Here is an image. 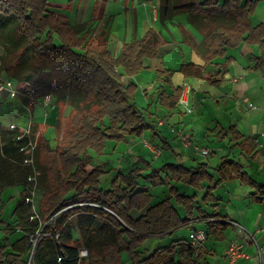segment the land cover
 I'll return each instance as SVG.
<instances>
[{
  "label": "trees",
  "instance_id": "trees-1",
  "mask_svg": "<svg viewBox=\"0 0 264 264\" xmlns=\"http://www.w3.org/2000/svg\"><path fill=\"white\" fill-rule=\"evenodd\" d=\"M256 5L257 0H159V16L164 22L187 13L202 40L195 42L182 29L183 40L205 62L246 42L258 45L260 66L264 24L250 22ZM91 28L89 22L75 24L65 13L51 9L49 0H0V87L4 73L21 84L17 95L28 108L45 96L68 108L56 119L55 144L40 132L32 157L28 144L36 139L38 125L31 123L28 135L20 127L0 125V194L8 187L21 188L14 221L2 229L0 264H201L204 249L188 241L175 240L149 254L141 250L148 238H165L186 225L194 210L200 211L195 196L180 193L174 182L205 188L204 202L212 201V191L229 180L249 185L254 189L252 201L259 202L264 199V183L251 178L241 157L225 155L215 168L165 163L146 175L142 167L119 171L103 187L101 177L110 169L106 162L89 168L92 152L101 156L107 141L127 142L154 128L134 101L137 84L124 83L122 77L137 75L145 68L143 60L157 59L158 48L167 41L149 28L142 37L124 43L115 56L109 48L107 20L93 36ZM232 60L227 57L218 65L208 82L219 84ZM203 70V65L186 60L176 70L156 68V78L171 88L167 94L158 86L156 101L173 110L183 87L171 83L172 74L202 78ZM224 135L229 137V149L239 148L254 157V146L234 125ZM141 177L153 185L167 184V195L152 203L150 190L138 187ZM32 189L41 194L38 217H33L28 199ZM177 205L185 217L179 216ZM133 210L141 213L133 217ZM207 224L206 234L216 237L227 225L217 220ZM40 227L46 235L33 247L31 237ZM16 231L20 234L11 240ZM81 249L87 250L85 257H79Z\"/></svg>",
  "mask_w": 264,
  "mask_h": 264
},
{
  "label": "crops",
  "instance_id": "crops-1",
  "mask_svg": "<svg viewBox=\"0 0 264 264\" xmlns=\"http://www.w3.org/2000/svg\"><path fill=\"white\" fill-rule=\"evenodd\" d=\"M49 6L53 10L65 13L75 24L89 22L93 28L92 36L107 20L109 48L115 56L120 53L124 43L142 37L149 28L155 29L167 41L158 48L157 59L152 61L144 59L145 68L137 75L122 77L124 83L132 80L137 84L134 101L144 106V117L152 121L154 128L150 133L144 131L141 134L144 138L143 142H140V136L130 137L127 142L116 143L109 140L112 141V144L107 155L120 156L118 169L119 167L126 169L117 172H127L136 167H142L145 171L144 167H146L149 173L153 168H158L165 163H174L170 160L157 167L153 166L154 160L159 159L165 152L168 154V156L166 155L168 159L186 160L190 163L189 166L193 167L199 163H205L210 168H215L221 158L228 155L230 158L241 157L248 164L247 170L251 178L258 183H264V143L260 137V133L264 129V64L256 65V57L260 55L258 45L241 42L236 47L227 48L224 56H218L205 62L183 40L182 29L186 30L195 42L199 43L202 40V35L189 23L187 13L176 14L171 20L163 22L159 16V0H49ZM250 22L253 26L264 24V0H257L254 12L250 16ZM227 57H231L233 60L227 67L224 79L219 84H210L207 77L213 74L217 66L224 63ZM183 60L192 61L204 67L202 78H184L178 72H174L171 76V83L174 86L183 87L181 97H187L191 112H187L180 101L173 110H168L156 101L158 86H162L167 94L171 93V88L167 82L156 78L155 69L176 70ZM138 77H141L142 80L146 79L148 84L141 85L137 80ZM8 98L9 96L5 97V100ZM49 104L44 109L45 107L41 105V99H39L32 108V112L30 111L32 113L31 120L23 126L27 127L31 123H36L39 132L44 133L46 124L54 125L59 112L62 110L64 114L67 106H59L60 104H57L50 96ZM21 105L22 108L29 110L24 104L21 103ZM35 112L36 118L33 114ZM45 112L46 116L42 114ZM10 124L24 128L14 122ZM229 125H234L242 134V139H247L254 146L252 152L255 153L254 157L241 152L239 148L229 149V137L224 135V130ZM182 136H187L188 144L184 142ZM144 140L149 143V146L144 143ZM212 141L217 145V152L212 146ZM201 142L205 143L204 146L212 149V153L207 155L211 160L204 161L200 158L204 155L195 152L194 146ZM153 145H159L161 149L157 156L153 151ZM147 155L154 160L148 161ZM104 162L107 163L108 168L112 164L109 158L100 161L99 164ZM132 162H134V168H130ZM114 167L109 169L113 170ZM112 178H101L103 187L107 188ZM219 187L222 189L218 190ZM20 189L19 186L8 187L0 194V205L2 203L4 205L3 209H0V240L3 236L2 229L6 224L14 221L12 215L14 207L7 211L4 200L10 195L15 197ZM193 189L195 191L190 195L195 196L194 202L196 206L200 207V211L194 210L192 218L182 226L187 233L174 238L173 235L178 228L165 238H160L162 242H151L145 250L151 249V244H156V248L175 240H179L181 243L190 242L192 230L201 229L205 233L208 231L207 220L227 223L226 220L232 219L253 231L258 245V247L253 243L244 245L242 250L248 257L239 256L233 264H264V199L259 202L252 201L250 194L254 189L238 180H229L220 184L212 191L213 200L208 202L202 200L206 192L205 188L196 189L193 187ZM202 192H204L203 195ZM165 193L158 192L157 201L164 198ZM219 196H221L220 199ZM218 200L223 202L221 210L215 207ZM209 206H213V209L211 210ZM175 208L180 217H185L183 208V216L176 206ZM140 213L133 210L131 215L137 217ZM19 234L20 232L16 231L9 238L13 240ZM206 235L207 237L201 245L204 249V254L200 259L201 264H228L226 249L229 243L231 241L242 242L229 223L220 232V237ZM122 258L127 260V258L124 259L123 254Z\"/></svg>",
  "mask_w": 264,
  "mask_h": 264
},
{
  "label": "rangeland",
  "instance_id": "rangeland-1",
  "mask_svg": "<svg viewBox=\"0 0 264 264\" xmlns=\"http://www.w3.org/2000/svg\"><path fill=\"white\" fill-rule=\"evenodd\" d=\"M91 29L93 30V28H91ZM92 33L93 32H91L90 36H92ZM152 76L154 78V75H152ZM1 77H2L3 82H4L5 85L8 82H10L12 84L11 86L14 89H17V90L21 86L20 83L16 82L15 80L11 79L10 77L6 76L4 73H1ZM137 80L143 86H146V84H148V81L146 79L142 80L141 77H138ZM2 91H0L1 92L0 93V124L3 125V126H9V125H12V124H10L11 122H14L15 124H20L22 127H24L23 125H25V124L27 125V122H29L31 120V118H32V113H31L32 109L29 108V110H27L25 108H22L21 100H20V98L18 97L17 94L13 95V94H11L9 91H7L5 89H3ZM7 96H9V98L7 100H5V97H7ZM41 103H42V100H41ZM136 104H137L138 108H140L142 110V112L145 114L144 106L140 105L138 103H136ZM46 108L47 107H45L44 109H46ZM65 109H66L65 110V113H66L67 112V108H65ZM46 112L48 113V110ZM46 112L42 113V114L45 115ZM33 114H34V118H36V112L33 113ZM145 131L147 133H150L151 129H147ZM39 135H40V132L38 130L36 137L38 138ZM44 136L49 141L50 145H54L55 144V142H56L55 141V124L54 125L53 124L50 125L49 123L46 124L45 129H44ZM136 137H139V136H136ZM37 138H36V141H37ZM142 139H144V138H143V136L140 135V142H143ZM111 142L112 141H107L106 142V150H105V153L103 155L97 156V155H95L92 152V156L93 157L91 159L90 165L88 166L90 168L91 166L99 164L100 161H103V160H106V158H109L111 163H112V164H110V167H114V166L115 167L113 168V170H110V172L104 174L101 177L102 179H104L106 177L112 178L114 173L117 172L118 170H121V171L126 170V169H124V167H119V169H118V160H119L120 156H117L115 154L107 155L109 150H110V148H111V144H112ZM211 143H212V146L215 148V151H216L217 145H215V143L213 141ZM196 145L201 147V146H204L205 143L201 142V143H198ZM153 148L154 149H160L159 145H153ZM160 151H161V149H160ZM195 152H197V151H195ZM165 153L162 154L159 159H155L154 160L151 156H148V155H147V158L146 157L145 158L148 159V161H153L154 160V162H153L154 165L153 166H155V167L159 166L161 163H164V162H167V161H170V160H172L170 162L183 164L185 166H189L190 165V163L188 161H186V160L182 161L179 158L168 159L167 158L168 154H167V152H165ZM128 158H129V156H128ZM200 158L203 159L204 161L211 160L210 156H203V157L200 156ZM131 164L132 165H131L130 168H134V162H132ZM144 170L145 171H142L143 172L142 174L146 175L148 173V170H147L146 167H144ZM138 182H139V186H138L139 188H149L150 189V191L153 194V197L151 199L152 203L157 201L158 198L156 197V195H157L158 192H160V193L161 192H166L165 195L167 194L168 186L166 184L153 185L147 179H145L143 177H141ZM174 184H175V186L177 187V189H178V191L180 193H184L186 195H190V194L193 193V191H195L193 189V187H191L189 185H186V184H184L182 182H174ZM221 189H222V187H219L218 190H221ZM190 191H192V192L190 193ZM13 194H16V193H13ZM203 194H204V192H202V195ZM12 196L13 195H10L4 200L5 204L7 205V211L9 209H11L12 207H14V205L16 204V200L18 199L19 193H17L15 195V197H12ZM40 198H41V194L39 192H37L36 193V200H35L36 205H39ZM220 198H221V196H219V199ZM222 203H223L222 201L218 200V204L215 207L218 208L219 210H221L222 209V205H223ZM176 207H177L179 213L183 216L184 215L183 209H182L183 207H181V206H176ZM209 208L212 210L213 206H209ZM186 233H187V231L185 230V228L181 227L177 231H175L173 237L176 238L180 234H186ZM151 242H162V239L160 240L159 238H155V237L154 238H148L147 240H145L144 244L142 245L141 250H145L146 246L148 244H150ZM155 246H156V244H151V249L148 248L147 249L148 251L146 250L145 254H149L151 251H153L155 249ZM123 257H124V259H126L127 258V253L124 252L123 253Z\"/></svg>",
  "mask_w": 264,
  "mask_h": 264
},
{
  "label": "built area",
  "instance_id": "built-area-1",
  "mask_svg": "<svg viewBox=\"0 0 264 264\" xmlns=\"http://www.w3.org/2000/svg\"><path fill=\"white\" fill-rule=\"evenodd\" d=\"M11 85L12 84L10 82H8L6 85L5 84L2 85L0 87V89H5V90L9 91L13 95L17 94V89H14ZM186 92H187V90H186ZM179 101L183 105V107L185 108V110L187 112H191L192 109H191V107L188 104L187 97L182 96V97H180ZM41 104H42L43 107L49 106V96H45L42 99V103ZM11 127H16V126L15 125H11ZM22 129H23V134H27L28 135L30 133V125H28L27 127L22 128ZM260 137H261L262 143H264V129H262V131L260 133ZM182 139L184 140V142L186 144L189 143V139L187 138V136H182ZM144 143L149 146V143L147 141L144 140ZM28 145H29L30 154H31V157H32V153H33V151L35 149V145H36V139L33 142H29ZM194 148H195V151L199 152L200 154H202L204 156L210 155L212 153V149L207 147V146L199 147V146L195 145ZM153 151L155 153V156L160 154V149H154L153 148ZM31 160L32 159L30 158L28 161H31ZM36 193H37L36 189H32L31 193H30V196L28 197L29 201L32 204V210H33V213H34L33 217H38V205H36V203H35ZM225 222L229 223L233 227V229L236 232V235L239 236L241 238V240H242V242L231 241L229 243L227 249H226V256H227V259H228V264H233L239 256L248 257V255H246L243 252V250H242L244 245H248L249 243H253L257 247H258V245H257V242H256V239H255L253 231L249 230L247 227H245L244 225H242L240 222H238L236 220L230 219V220H226ZM41 235H46V233L42 232V227L37 229L35 231V235L31 237V241H32L33 247L36 245V242H37L38 238ZM53 235L55 237H57L58 233H55ZM205 239H206V233H205L204 230L194 229V230H192L191 240H190L189 243L191 245H193V246H201L203 244V242L205 241ZM86 255H87V250L86 249H81L80 252H79V257H85ZM259 257H260V252H259V249H258V259H259Z\"/></svg>",
  "mask_w": 264,
  "mask_h": 264
}]
</instances>
